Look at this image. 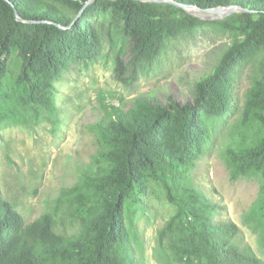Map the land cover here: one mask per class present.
Listing matches in <instances>:
<instances>
[{"label": "trees", "instance_id": "trees-1", "mask_svg": "<svg viewBox=\"0 0 264 264\" xmlns=\"http://www.w3.org/2000/svg\"><path fill=\"white\" fill-rule=\"evenodd\" d=\"M55 1L77 15L89 0H0V122L25 125L54 115L55 83L76 64L100 55L104 45L98 27L103 22L124 36L121 44L112 43L117 45L116 75L123 82L135 81L143 63L155 60L170 37L213 24L234 38L213 70L195 81L191 96L122 98L111 110L106 107L94 126L109 147L98 156L111 162L108 172L86 167L73 186L63 188L49 209L29 222L0 194V264H134L124 207L131 192L144 191L150 178L161 181L177 205L159 232L165 264H264L253 247L241 243L240 226L216 218L219 205L188 179L211 138L202 111L230 109L232 70L259 52V73L243 121L264 120V0H174L203 9L239 7L216 20L171 2L93 0L74 23L75 17ZM100 13H111L112 19L91 20ZM13 54L22 59L15 95L2 84ZM226 163L232 180L263 177L260 196L243 220L264 245V134L230 147Z\"/></svg>", "mask_w": 264, "mask_h": 264}, {"label": "rangeland", "instance_id": "rangeland-1", "mask_svg": "<svg viewBox=\"0 0 264 264\" xmlns=\"http://www.w3.org/2000/svg\"><path fill=\"white\" fill-rule=\"evenodd\" d=\"M55 2L77 17L73 10ZM193 11L209 18L206 20L231 14L227 7L219 14ZM105 16L112 19L111 13H100L91 20L98 22ZM98 29L104 48L96 59L76 64L55 83L54 115H45L40 121L32 119L25 125L0 122V194L26 222L48 210L62 189L73 186L86 167L108 172L111 162L98 156L109 147L94 126L107 113L106 107L111 110L110 106L119 105L122 98L157 96L166 101L169 93L182 94V98L191 96L195 81L213 70L234 38L213 24L170 37L155 60L143 63L135 81L123 82L116 75L117 45L112 43L121 44L124 36L117 34L109 22H103ZM262 55L259 52L252 59H242L232 70L233 99L227 112L202 111L211 138L205 155L189 171L188 179L219 205L215 217L236 222L241 229V243L253 247L264 259V245L243 220L244 213L260 196L263 177L256 174L232 180L226 163L230 147L244 146L253 142L259 132L264 134V120L250 124L243 121L247 96L259 73ZM21 67L20 55L9 56L2 84L11 95H15L14 84ZM176 211L177 205L167 198L165 186L156 178L148 180L144 191L131 192L125 202L124 217L134 264H165L159 252V232Z\"/></svg>", "mask_w": 264, "mask_h": 264}, {"label": "water", "instance_id": "water-1", "mask_svg": "<svg viewBox=\"0 0 264 264\" xmlns=\"http://www.w3.org/2000/svg\"><path fill=\"white\" fill-rule=\"evenodd\" d=\"M92 1H93V0H89L88 3L85 5V7H86L89 3H91ZM140 1H144V2H171V3H176V4H178L179 6H181L182 8L186 9L189 13H191V14L197 16V17H200V18H202V19H209V18H208V17H204L202 14L193 11V9H198V10H202V11H209V12H215V13H218V14H219L224 8H226V7L230 9V13H233V12L239 10V7H238V6H234V5H232V6H221V7H217V8H205V9H203V8L197 6V5H189V4L179 3V2H175L174 0H140ZM85 7H84V8H85ZM84 8H83V9H84ZM83 9H82V10H83ZM82 10L79 12V14L77 15V17L74 19L73 23H74L75 21H77L78 17H79V16L81 15V13H82ZM230 13H229V14H230ZM73 23H72V24H73Z\"/></svg>", "mask_w": 264, "mask_h": 264}]
</instances>
